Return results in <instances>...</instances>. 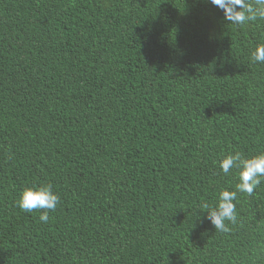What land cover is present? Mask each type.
Returning <instances> with one entry per match:
<instances>
[{
	"label": "trees",
	"instance_id": "obj_1",
	"mask_svg": "<svg viewBox=\"0 0 264 264\" xmlns=\"http://www.w3.org/2000/svg\"><path fill=\"white\" fill-rule=\"evenodd\" d=\"M262 44L211 0H0V264H264V181L202 208L264 152Z\"/></svg>",
	"mask_w": 264,
	"mask_h": 264
},
{
	"label": "clouds",
	"instance_id": "obj_2",
	"mask_svg": "<svg viewBox=\"0 0 264 264\" xmlns=\"http://www.w3.org/2000/svg\"><path fill=\"white\" fill-rule=\"evenodd\" d=\"M211 2L224 11V19L234 24L243 25L249 21L264 19V0H211ZM252 60L264 63V44L258 45L252 54ZM220 168L228 174L230 169H239V183L236 191L222 189L218 203L215 206L203 204L207 209V219L214 229L221 232L230 230L226 221L236 222L237 191L252 195L264 181V152L250 158L243 157L240 153L229 154L220 161ZM60 197L50 183L26 187L20 194L18 207L26 212L44 210L40 220L47 223L49 211H54Z\"/></svg>",
	"mask_w": 264,
	"mask_h": 264
}]
</instances>
